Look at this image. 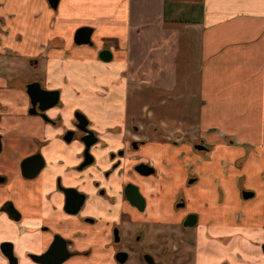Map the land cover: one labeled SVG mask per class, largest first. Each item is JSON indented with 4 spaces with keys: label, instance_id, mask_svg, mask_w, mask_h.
I'll return each mask as SVG.
<instances>
[{
    "label": "crops",
    "instance_id": "crops-1",
    "mask_svg": "<svg viewBox=\"0 0 264 264\" xmlns=\"http://www.w3.org/2000/svg\"><path fill=\"white\" fill-rule=\"evenodd\" d=\"M81 27L92 29V45L74 43ZM34 80L59 92L55 127L27 112L24 87ZM0 105L6 154L33 153L35 139L51 146L43 151L48 188L38 179L0 188V207L11 199L24 218L12 228L0 210V244L30 240L25 227L37 225L42 195L78 163L79 146L68 151L60 140L75 111L108 143L103 151L129 136L131 120L143 138L177 116L182 142L155 134L141 154L169 155L171 169L198 175L193 194L185 188L187 211L198 216V263L264 264V0H58L55 9L47 0H0ZM196 139L209 151L195 152Z\"/></svg>",
    "mask_w": 264,
    "mask_h": 264
},
{
    "label": "flooded vegetation",
    "instance_id": "flooded-vegetation-1",
    "mask_svg": "<svg viewBox=\"0 0 264 264\" xmlns=\"http://www.w3.org/2000/svg\"><path fill=\"white\" fill-rule=\"evenodd\" d=\"M33 83L52 95L46 98L33 88L32 95L41 100L32 104L28 88ZM24 90L29 115L52 127L60 123L61 116L51 114L61 105L58 91H48L36 80ZM78 114L87 122L85 131L79 128ZM129 130L127 138L122 136L113 149L103 151L108 143L91 129L83 113H73L71 128L64 129L60 140L67 150L79 146V161L56 174L51 191L42 195L37 225L25 227V233L33 235L30 240L19 249L14 242L0 244L6 264H199L198 216L187 211L185 195V188L193 194L198 175L185 174L179 165L171 169L169 155L157 161L141 154L156 128L149 127L142 138V127L131 120ZM34 144L35 151L25 157L8 155L0 128V188L12 190L18 181L33 179L48 188L51 173L43 151L51 146L38 139ZM198 145L204 149H196ZM192 148L198 153L209 151L198 139ZM98 159L104 167L98 166ZM174 159L179 163L181 155ZM0 210L7 213L12 228L24 219L11 199ZM2 245L10 258L3 254Z\"/></svg>",
    "mask_w": 264,
    "mask_h": 264
},
{
    "label": "water",
    "instance_id": "water-1",
    "mask_svg": "<svg viewBox=\"0 0 264 264\" xmlns=\"http://www.w3.org/2000/svg\"><path fill=\"white\" fill-rule=\"evenodd\" d=\"M47 1H48V3H49L51 8H53V9L56 8V6L58 4V0H47ZM91 33H92V29L89 28V27H81V28L77 29V31L75 32V35H74V43L77 44V45H81V44L92 45V42L90 40ZM98 57L102 61H109L111 59V53L108 50H102V51L99 52ZM33 88H35L37 91H39L41 93V95L46 97V98H49L52 95V93L40 90L39 89V85L37 83H33V84L29 85V88H28V92H29V96H30V98L32 100V104L36 103V102H40V100H41L40 99L41 97L40 98H37V97L35 98L32 95V93H33L32 89ZM76 117H77V119L79 121V128L85 131V125L87 123L85 118L82 115H80V114L76 115ZM195 148L199 149V150L200 149H204V147L201 146V145H198ZM242 196L244 198H248V197L251 196V193L243 192ZM193 223H194V221H193ZM2 250L4 252L3 254L4 255L6 254L5 256L10 258L9 257L10 253H7V251H6L4 246H3ZM262 250L264 252V246L262 247Z\"/></svg>",
    "mask_w": 264,
    "mask_h": 264
},
{
    "label": "rangeland",
    "instance_id": "rangeland-1",
    "mask_svg": "<svg viewBox=\"0 0 264 264\" xmlns=\"http://www.w3.org/2000/svg\"><path fill=\"white\" fill-rule=\"evenodd\" d=\"M18 74H21L23 75L24 74V71L23 69L19 70L17 72ZM25 74L28 78H30V76H35L36 75V71L32 70L31 68H27L26 71H25ZM145 79H143L140 83L143 85V86H146L147 85V81H144ZM119 96V95H118ZM173 112H176L177 111H173ZM174 115H176L174 113ZM175 119V122H173L169 128L166 127V126H162V125H156L154 126V128H156L158 131L157 132H154V134H164V136H167L168 137V142H171V141H177L179 142H182V137H181V133H180V130H179V127L177 125V116L175 117H172L171 120ZM176 124V125H175ZM169 129V130H168ZM98 161H100L98 159Z\"/></svg>",
    "mask_w": 264,
    "mask_h": 264
}]
</instances>
